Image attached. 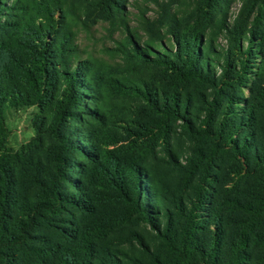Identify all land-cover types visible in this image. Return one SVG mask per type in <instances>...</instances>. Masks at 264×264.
<instances>
[{"label": "trees", "instance_id": "obj_1", "mask_svg": "<svg viewBox=\"0 0 264 264\" xmlns=\"http://www.w3.org/2000/svg\"><path fill=\"white\" fill-rule=\"evenodd\" d=\"M122 11V0H0V264H264V79L253 71L264 0H245L249 28L223 14L211 35L161 12L143 20V43ZM95 15L126 30L112 49L126 68L80 57L76 30ZM29 107L34 134L13 150L4 111ZM179 135L197 144L183 161Z\"/></svg>", "mask_w": 264, "mask_h": 264}, {"label": "rangeland", "instance_id": "obj_2", "mask_svg": "<svg viewBox=\"0 0 264 264\" xmlns=\"http://www.w3.org/2000/svg\"><path fill=\"white\" fill-rule=\"evenodd\" d=\"M219 1V3H215ZM206 0H122L124 7L123 14L126 15L127 28L131 35L135 36L140 43H143L148 39L149 32L143 25V20L150 21L157 19L159 13L168 12L175 14L178 20L179 29L183 32L202 31L207 35L214 33V19L224 14L225 24L228 27H239L240 29H246L251 26V15L242 14V8L245 0H213L212 3L206 5ZM157 3V4H156ZM215 6V11L212 7ZM164 12V14H165ZM208 16V17H207ZM126 30L121 27H115L109 23V20L102 15H95L94 19L87 22V28L78 27L76 30V44L78 46L79 54L82 59L93 56L104 59L112 66L123 69L127 67L124 58L113 52L116 42L124 41L126 36ZM225 33H219L217 36V42L223 48L227 47ZM259 43V42H257ZM262 49V46L260 48ZM262 59L264 56L262 55ZM262 59H256L255 68L253 69L255 76L264 79V68L260 62ZM249 77L247 87L243 88L241 95L245 99H251L252 88L256 81V77ZM164 76L159 75L157 79H162ZM117 107L115 109L116 125L126 127L125 120L128 114L124 113L123 107L129 106L128 101L117 99ZM260 103V102H258ZM138 107L136 103L132 104ZM243 105V104H241ZM134 107V106H133ZM260 110V106H258ZM134 110V109H133ZM35 109L32 107L21 108L17 110L5 109L4 121L8 130L6 138L7 146L13 150H17L21 144L27 142L30 137L33 136L34 131L30 126L31 117ZM141 122H147L150 117H139ZM258 123L261 127H264V111L258 114ZM119 126V127H120ZM114 132L118 134V139L123 138L122 130L114 129ZM264 141V140H263ZM124 142L120 141L118 146ZM196 143L190 141L183 136L179 135V146L185 154L180 155L181 161L183 157L190 155L192 150L196 147ZM180 151V149H178ZM230 164L227 159L219 162L215 168L216 183L211 186V192L216 196L223 191L226 181L222 179L226 176H230ZM182 188L175 190V194H181Z\"/></svg>", "mask_w": 264, "mask_h": 264}]
</instances>
